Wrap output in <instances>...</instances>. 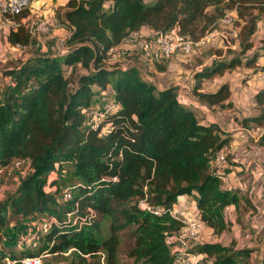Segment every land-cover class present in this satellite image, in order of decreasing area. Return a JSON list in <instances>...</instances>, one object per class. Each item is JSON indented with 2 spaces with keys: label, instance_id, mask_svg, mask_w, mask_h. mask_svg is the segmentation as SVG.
I'll return each mask as SVG.
<instances>
[{
  "label": "trees",
  "instance_id": "obj_1",
  "mask_svg": "<svg viewBox=\"0 0 264 264\" xmlns=\"http://www.w3.org/2000/svg\"><path fill=\"white\" fill-rule=\"evenodd\" d=\"M26 10L21 17L30 15ZM229 10L236 11L237 26L244 21L237 37L242 39L241 54H246L254 48L250 37L264 17V0L68 1L63 14L56 15L69 32L66 54L19 59L6 73L10 82L0 94V168L24 160L33 170L8 205L24 218H54L47 231H38L36 252L9 251L6 264H24L43 252H71L82 261L103 257L105 264H119L121 235L127 229L133 241L129 256L136 262L174 264L166 238L184 226L171 214L184 195L195 201L199 221L213 234L229 229L226 209H238L242 200L249 204L238 191L223 187L213 166L229 137L217 123H202L193 106L180 103L177 86L161 89L144 79L138 67H120L124 60L111 64L108 56L126 37L145 29L163 34L176 28L183 37L198 40L219 30ZM8 41L30 45L22 27ZM168 60L154 66L164 71ZM256 61L255 55L246 66ZM242 65L237 56L196 73L199 101L209 107L232 106L227 83L214 93L198 89L203 79ZM80 69L87 73L77 77ZM107 95L114 106L94 126L91 113ZM253 99L258 113L243 125L263 127L264 88ZM259 145L264 146V135ZM53 174L58 178L50 181ZM62 186L74 187L76 193L60 210L56 196ZM48 187L55 188L53 195ZM7 216L0 202V236L9 224ZM193 250L209 264H245L250 258L249 250L220 243L197 244Z\"/></svg>",
  "mask_w": 264,
  "mask_h": 264
},
{
  "label": "rangeland",
  "instance_id": "obj_2",
  "mask_svg": "<svg viewBox=\"0 0 264 264\" xmlns=\"http://www.w3.org/2000/svg\"><path fill=\"white\" fill-rule=\"evenodd\" d=\"M29 9H30V5L29 8L26 10V12L28 11L30 13ZM57 14H59V11L56 13V15ZM226 15L231 19H236V17H238L235 10L227 11ZM37 16L44 17L40 15ZM53 17H55V15H53ZM238 25L239 26H237L235 22H232V24L229 26L223 25L219 28V31L221 32L220 34L223 36L219 35L216 39L211 40L201 49H199L198 51L192 53L187 57L185 55L178 54V56H174L172 59L168 60L169 65L171 61L173 64L175 63V65H173L171 70L175 74L176 79H174L175 77L171 78L173 79L172 82L171 81L166 83L159 82L160 80H154V78L151 75L147 78L143 75V78L144 79L146 78L148 81L153 82L158 87L166 86V85H168L167 87L177 86L179 90H183V93L185 95L188 93L191 96L190 97L191 101H199V98L196 96L195 93V87L197 85L196 80L194 83L192 82L189 83L191 80L194 79V77L195 78L197 77L196 76L197 72L194 70L192 73H190V75L193 76H188L190 78L186 79L188 73L186 72L185 69L189 70L194 65L197 64L198 65L203 64V68H206L211 66L214 62L225 61L227 59H233L238 56L240 59H242L243 65L233 70L226 69L224 72V74H226L225 78H228L229 76V78L231 77L230 78L231 80L233 77L234 78L237 77V83H238L237 85L241 84L242 86H246L247 80H250V76L252 77V75L257 73L258 71L264 74V69L263 71L260 70L262 69V67H264V62L259 61V58L264 55V17H261L257 21L256 31L250 37V41H252L254 48L249 50L246 54H241L242 47L240 46V43L242 39L240 38V36L239 38L237 37L238 28H241V26L244 25V21H240ZM65 36H66L65 28H60V26H57L51 33L47 35L44 43L42 44L39 50H37L33 45H29L26 48L22 49L21 51H16V50L11 51L10 54L8 53L10 49L6 48L5 45L6 42L8 41V38L0 39V94L1 91L4 89V87H6V85L10 82V78L6 76V73L16 65V62L19 59H24L27 56L29 57L30 55H36V54H41V55L50 54V55L60 56L61 54L59 53L58 48L62 49V42ZM220 51H222V55L219 58L217 53H219ZM255 55L257 57L256 63L252 67L246 66V63H250V61L255 57ZM134 57L135 55L132 54L128 56L124 60V62H121L123 64H127L126 67H123L122 65H120V67L128 68L131 66H136L141 70V72L150 73L147 67L154 66L155 64L154 63L152 64L151 62L145 60L142 57L141 58H134ZM109 62L112 64L115 63L116 61L109 60ZM168 63L166 64L168 65ZM65 70H66L65 73L68 76L70 69L67 70V68L65 67ZM85 72H86L85 70L80 69L77 71L76 76L78 77L79 75H81V73H85ZM170 74H172V72H170ZM218 75L220 74H216L213 77L203 79V81L200 82V88L198 89V92L209 93L211 91L216 90V87L219 85V80L223 79ZM263 79H264V75H263ZM187 83H189V88L185 90L184 87H181V84H187ZM234 89L237 91L236 88ZM108 98L109 97L107 95V97L103 99V101L106 102L107 100H109ZM104 104L105 103L101 102L99 104V107L100 108L104 107L103 109H105L107 105L104 106ZM185 105L193 106L197 110L196 112L197 117L204 124L214 123L211 122L210 119H208L210 116H208L207 113L211 112L218 114L227 108L220 106L209 107L206 104L201 103V106L205 110V112H202L198 107L194 106L189 100H187V104ZM256 113H258V109L257 111L255 110V114ZM244 119L245 118H241L239 124L241 123L243 125ZM253 125L254 124L250 125L251 128ZM253 127L256 129V131L254 132L255 137L260 139L261 136L264 135V126L263 127L253 126ZM17 162L18 161L12 162L6 168H0V202L5 205V208L8 213L7 217L9 220V224L5 232H3L2 235L0 236V264L9 263L7 258L5 259V256L7 255L5 253L9 254L10 253L9 251H12L18 255L27 251L36 252L38 250L37 248L41 244L40 239L38 240V230H44L43 228L46 227V223L50 224L51 222H54V218L35 221L29 218L18 216L13 213L10 205H8L9 203L8 200L10 199L11 196L16 194L20 183L33 172L30 163L28 161L23 160L20 161V163ZM55 178H58L57 174H53L50 177V181ZM66 183L67 185L71 184V182H66ZM54 189L55 188L48 187L46 190L48 193L53 195ZM62 189H63L62 192H60L56 196V200L58 202V206H56V208L60 210L64 209L66 201L71 199L76 193V189H74V187L71 186H62ZM65 193L68 194L71 193L70 194L71 198H67L68 196H66ZM139 204L143 207L145 205V202L140 201ZM230 218L231 217L228 216L230 227L222 235L219 241L226 246H234L236 247L235 249L237 250H249L251 253L252 251L248 249L250 248L248 246L249 241L246 240L248 242H244L242 241V239L247 235L254 236V233H256L257 230L253 226H255L259 222V216L253 218V214L250 215L249 211H246V209L243 207L238 209V214L236 217L232 216L231 220ZM252 219L255 220L256 222L254 223L255 225L253 224ZM47 228H48V224H47ZM208 241H217V240L215 238H211V239L209 238ZM132 243L133 241H132L131 231L127 229L121 235V244L118 250L119 264H143L142 262H136L134 258L129 256V249ZM193 244L194 242L191 243V245ZM35 258H38L36 259V264H105L103 257L101 259L88 257L84 261H82L77 255L71 252L61 255H50L46 252H43L40 254L39 257H35ZM205 262L206 264H209L207 260ZM245 264H258V263L256 262V259L252 261L251 258H249Z\"/></svg>",
  "mask_w": 264,
  "mask_h": 264
},
{
  "label": "crops",
  "instance_id": "obj_3",
  "mask_svg": "<svg viewBox=\"0 0 264 264\" xmlns=\"http://www.w3.org/2000/svg\"><path fill=\"white\" fill-rule=\"evenodd\" d=\"M68 1L69 0H32L29 9L30 15L56 16L58 11L63 14L67 8ZM259 61L264 62V55L259 58ZM168 65L164 64V71H159L157 65L148 66L147 69L150 73L141 72L142 76L144 75L147 78L151 75L154 80H160L159 82H172L173 79L171 78L175 77L174 79H176L175 74L171 70L175 63L173 64L171 61L170 65ZM203 69V64L194 65L189 70L185 69L188 73L186 79L190 78L188 76H193L190 75V73L194 70L198 73ZM263 69L264 67L260 70L263 71ZM170 72H172V74H170ZM263 75V73L258 71L252 75V77L250 76V80H247L246 86H242L241 84L237 85V77H233L230 80L231 77L229 78L228 76V78H225L226 74L224 73L218 75L223 79L219 80V85L216 87V90L222 84H229L231 90V98L229 101L232 103V106L227 107L218 114L211 112L207 113V115L211 117L208 119H210L211 122L217 123L225 134L224 136L229 137V144L225 147L228 151V163L225 168L220 170V174H224V179L221 180L223 187L228 190L238 191L240 197L244 196L243 198L249 200V204L244 203L243 200L240 201L238 209L244 207L246 211H249L250 215L253 214V218L259 216V222L256 225L254 224L256 223L255 220L252 219L255 225L252 226L257 230L254 236L247 235L242 239L244 242L249 241L248 246L250 248L248 249L252 251L250 253V258L252 261L256 259L258 264H262L260 253L264 244V146L259 145V139L254 135L256 129L253 126L256 125H253L251 128L250 125L244 126L241 123L239 124V121L241 118H247L257 114H255V110L257 111V109L253 98L257 92L264 88ZM195 80L196 78L194 77L189 83H194ZM189 83L181 84V87H184L186 90L189 88ZM167 86L168 85L160 86L159 88L162 89ZM234 88H236L237 91ZM216 90L209 93H214ZM186 95L185 100L187 101L191 96L188 93ZM238 209L235 206L228 207L226 209V220L228 221V216L231 217L230 220L232 216L236 217ZM171 213L184 222L199 219V212L196 208L195 201L187 195L179 197ZM199 225L200 235L195 245L202 243H220L226 246L219 241L224 233L217 236L213 234V230L204 223L200 222ZM209 238H215L217 241H208ZM235 248L236 247H234V249ZM235 250L238 251L237 249Z\"/></svg>",
  "mask_w": 264,
  "mask_h": 264
},
{
  "label": "built area",
  "instance_id": "obj_4",
  "mask_svg": "<svg viewBox=\"0 0 264 264\" xmlns=\"http://www.w3.org/2000/svg\"><path fill=\"white\" fill-rule=\"evenodd\" d=\"M30 2L31 0H0V39H9L11 33L19 31L22 27L28 34L30 45H33L37 50H39L47 35L57 26L65 28L67 33L66 36L69 34L66 26L61 24L59 18L56 16L39 17L29 15L28 17H21L23 12L29 8ZM234 21L235 19H231L226 15L220 22V27L223 25L229 26ZM220 33L221 32L217 30L216 32L206 34L198 40H191L188 37L180 35L178 29L176 28L163 34L155 32L151 29H145L126 37L120 45L109 50L108 56L110 57L109 60L121 62L131 54L135 55L134 53H138L142 58L151 63L164 59H171L174 56H178V54L185 55L187 57L201 49L211 40L216 39L219 35H221ZM66 36L64 37V40ZM64 40L62 42V49L58 48L59 53L61 54L60 56L66 54L67 52V48L64 46ZM5 45L6 48L10 49L8 51L9 54L11 51H21L26 48L21 44L12 45L9 41H7ZM123 65V67H126L127 64ZM105 98L106 97L102 98V101ZM178 100L182 104H187L183 90H179ZM105 105H107L105 109H103L104 107L101 109L99 108L91 113L94 126H96L99 119L104 116L108 108L114 106L112 100H107L104 106ZM17 163H20V161ZM227 163L228 151L224 147L218 152L213 161V166L217 170V175L220 180L224 179V174H220V170L225 168ZM70 194L65 193V195L68 196L67 198H71ZM155 213L160 214L159 211H156ZM173 216L177 220H180L175 215ZM182 222L184 223V226L179 231L169 234L166 238L167 245L170 247L174 256V264H206L204 255L195 252L193 250L194 246L191 245L192 242L195 244L199 240V219ZM47 224L49 228V223H46V227L43 228L44 230L38 231H47ZM36 259L38 258H27L23 261V263L36 264ZM260 260L264 261V244L260 253Z\"/></svg>",
  "mask_w": 264,
  "mask_h": 264
},
{
  "label": "water",
  "instance_id": "obj_5",
  "mask_svg": "<svg viewBox=\"0 0 264 264\" xmlns=\"http://www.w3.org/2000/svg\"><path fill=\"white\" fill-rule=\"evenodd\" d=\"M189 100H190V99H189ZM190 102H191L194 106L198 107L202 112H205V110L203 109V107L201 106V103H200L199 101H191V100H190Z\"/></svg>",
  "mask_w": 264,
  "mask_h": 264
}]
</instances>
